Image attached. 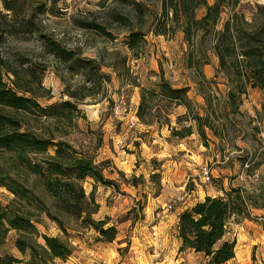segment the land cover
Instances as JSON below:
<instances>
[{"label": "rangeland", "instance_id": "obj_1", "mask_svg": "<svg viewBox=\"0 0 264 264\" xmlns=\"http://www.w3.org/2000/svg\"><path fill=\"white\" fill-rule=\"evenodd\" d=\"M134 1L138 5L132 0H0V56L22 74L28 67L35 68L42 89H33L40 95L41 106L62 101L76 106L70 119L44 116L29 119L27 125L102 162L104 176L114 184L94 183L91 178L83 181L86 194L93 191L99 205L93 217L115 225L119 240L99 241L93 228L76 233L72 224L67 236L41 214L40 223L35 224L40 233L69 238L75 246L70 257L54 258L49 264H207L202 254L180 250L179 215L205 196L223 194L222 188L229 190L230 185L244 187L248 195L264 190V90L244 77L241 82L232 69L233 59L224 72L213 49V31L195 30L188 40L179 23L169 21L167 33L157 34L161 0ZM207 2L211 5L215 0ZM257 3L264 0H241L235 8L248 22L243 24L245 29L264 22ZM6 4L15 6L14 10H6ZM205 11L204 6L198 8L197 18ZM229 15L227 7L216 29H222ZM28 19L36 23L38 32H27L23 24ZM131 31L143 36L128 46ZM40 35L81 59L97 61L106 75L104 81L94 87L80 72L68 71L67 64L43 49ZM238 61L245 66L242 56ZM162 79L173 88H187L189 108L153 95L147 112L152 124L147 125L137 117L140 89L159 92ZM229 91L234 99L228 98ZM193 113L209 117L213 129L204 127L205 138L198 133ZM184 127L191 128L189 135L173 134L172 128L182 131ZM205 168L211 173L209 181L202 175ZM0 172L45 204L51 202L42 182L2 151ZM0 203L21 204L4 186H0ZM250 216L233 222L226 236L238 238V254L252 237L250 227L255 224L264 231V210L252 208ZM20 236L17 230H9L0 252L20 259L17 264H32L30 252L21 253L16 246ZM32 241L36 247L44 244L39 236ZM98 242L112 244L113 253L106 251L105 256L91 260ZM261 249L257 243L248 248L250 257L261 259Z\"/></svg>", "mask_w": 264, "mask_h": 264}, {"label": "trees", "instance_id": "obj_2", "mask_svg": "<svg viewBox=\"0 0 264 264\" xmlns=\"http://www.w3.org/2000/svg\"><path fill=\"white\" fill-rule=\"evenodd\" d=\"M240 1L215 0L210 5L207 0H161L162 21L155 32L167 33L169 21L179 23L188 40H192L195 30L213 31V49L224 72L227 73L229 69V59H233L235 63L233 62L232 69L239 80L243 82L244 77L252 86L264 90V22L259 27L245 29L243 24L248 22L235 11ZM201 6L206 11L201 18H197L196 11ZM256 6L260 12H264V3H257ZM14 7L5 5L8 11L14 10ZM227 7L230 15L222 29H216L221 14ZM35 24L32 19H28L23 26L27 32L36 33L38 29ZM142 36L140 31H131L128 34V46H132ZM40 37L43 38V49L56 60L67 64L68 71L80 72L85 81L94 87L104 81L106 75L101 72V65L97 61L81 59L76 52L65 49L47 36ZM239 56L245 62L244 67L239 65ZM35 86L42 89L41 76L36 74L35 68L28 67L22 74L8 66L0 56V151L10 154L17 167L23 168L41 181L45 194L51 200L49 204H45L33 191L0 172V186L6 187L21 202L18 206L0 203V244L8 231L15 229L21 234L16 241L19 251L25 254L29 251L32 264H49L54 258L65 260L70 257L75 246L69 238L62 239L40 233L35 224L40 223L41 214L56 223L57 228L67 236L69 224H72L71 230L76 233L81 229L93 228L99 234L97 240L112 242L115 240L117 228L115 225H107V219L96 220L93 217L99 205L93 191L86 194L83 187V181L87 178L102 185L113 184L104 176L103 163H96L93 156L76 149L66 141L41 136L27 125L29 119L44 116L70 119L76 110L71 101H62L51 107L41 106L37 101L40 95L33 89ZM187 91L184 87L173 88L163 79L159 84V92L141 88L137 117L147 125L152 124L147 119V112L153 95L163 97L174 106L183 105L189 108ZM227 96L229 99L235 98L232 91ZM192 119L196 122L202 138H205V126L213 129L208 115L202 117L193 113ZM172 132L183 137L191 133V128L184 127L182 131L172 128ZM49 149L53 152L50 153ZM133 185L136 183L133 182ZM222 191L223 194L219 196H205L203 200L195 202L178 218L180 250L189 249L202 254L207 259V264H224L234 258L236 239L226 237L230 232V225L233 222L238 223L241 218L251 219L252 208L264 210V190L260 194L248 195L244 187L230 185L229 190L222 188ZM35 236L44 241L43 245H37L38 249L32 241ZM19 262L20 259L4 256L0 252V264Z\"/></svg>", "mask_w": 264, "mask_h": 264}, {"label": "crops", "instance_id": "obj_3", "mask_svg": "<svg viewBox=\"0 0 264 264\" xmlns=\"http://www.w3.org/2000/svg\"><path fill=\"white\" fill-rule=\"evenodd\" d=\"M260 219V218H258ZM254 227H250L253 230L252 237L247 238V241L244 242V246L246 249H244L242 252L237 253L236 247H235V256L231 260L227 261V263L224 264H264V231L258 226L253 225ZM119 235V233H117ZM242 237H246L242 235ZM117 240H119V237H116ZM236 239V246L238 244V238ZM98 247H96L94 252V257L91 259L98 260L99 257L101 258L102 254L105 256V252L108 251L110 254L113 253V248L110 247L112 244H105L103 242H98ZM261 244V259H259L258 256L255 255V258L250 257V253L248 252V248L252 247L254 244ZM84 256V254H83ZM89 262V261H87ZM92 262V261H90ZM88 264V263H87Z\"/></svg>", "mask_w": 264, "mask_h": 264}, {"label": "built area", "instance_id": "obj_4", "mask_svg": "<svg viewBox=\"0 0 264 264\" xmlns=\"http://www.w3.org/2000/svg\"><path fill=\"white\" fill-rule=\"evenodd\" d=\"M210 174L211 173H209V170L208 169H203V171H202V175H203V177H204V179L206 180V181H209L210 180Z\"/></svg>", "mask_w": 264, "mask_h": 264}]
</instances>
